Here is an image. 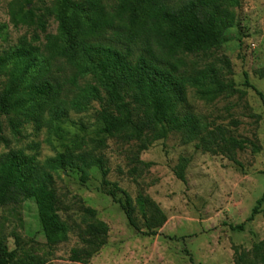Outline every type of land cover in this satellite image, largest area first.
Wrapping results in <instances>:
<instances>
[{"label":"rangeland","instance_id":"obj_1","mask_svg":"<svg viewBox=\"0 0 264 264\" xmlns=\"http://www.w3.org/2000/svg\"><path fill=\"white\" fill-rule=\"evenodd\" d=\"M117 1L104 3L111 7ZM167 2L177 5L179 0ZM53 3L54 0H0V56L22 47L31 51L38 62L46 61L48 74L64 91L70 89L67 80L71 69L48 51V45L58 35ZM28 11L32 23H20ZM231 12L236 23L225 32L218 50L184 58L188 71L215 69L217 80L226 88L224 93L205 102L189 88L180 110L210 129L222 128L226 137L245 141L243 150L206 153L196 149L198 141L184 143L179 134L171 133L137 154V143L99 133L98 103H92L84 113L68 111L67 119L59 124L62 138L47 127L38 129L31 117L9 115L1 119L5 142H0V154L21 150L35 156L39 163L63 152L102 155L109 170L108 189L113 184L119 188L117 200L124 202L122 192L133 201L142 193L167 219L157 236L137 235L120 206L105 193L108 189L102 188L99 170L92 169L84 184L77 173L59 172L55 187L59 216L68 227L67 241L47 246L33 201L1 207L0 247L16 252L10 264H80L69 261L70 253L80 245L79 234L93 222L106 224L109 232L107 244L88 264H234L233 246L250 257L253 245L264 240V203L253 221L247 222L264 193V0H239V6L231 8ZM108 39L106 35L99 41ZM140 49L141 43L137 42L135 56ZM222 59L227 60L230 74L222 68ZM6 81V76L0 77V91ZM43 118H49L47 111ZM11 122L17 125L14 131ZM252 143L257 146L255 152ZM181 158L188 160L185 183L173 173ZM137 159L150 167L144 168ZM84 208L95 210L96 218L85 217ZM136 217L141 226V217ZM241 225L242 231L231 229Z\"/></svg>","mask_w":264,"mask_h":264},{"label":"trees","instance_id":"obj_2","mask_svg":"<svg viewBox=\"0 0 264 264\" xmlns=\"http://www.w3.org/2000/svg\"><path fill=\"white\" fill-rule=\"evenodd\" d=\"M104 1L107 0H54L58 35L48 45V51L52 58L70 67L69 90L63 91L48 74L46 61L38 62V57L23 47L0 56V77H7L0 91V142H5L3 117H31L38 129L47 127L62 138L59 124L67 119L68 111L84 113L92 103H98L99 133L137 143V154L171 133L179 134L184 143L198 141L196 149L206 153L243 150L245 141L226 137L222 128L210 129L180 110L189 88L205 102L224 93L226 88L217 80L215 69L188 71L184 58L205 55L222 46L225 32L236 23L231 8L239 6V0H179L177 5L167 0H118L111 7ZM30 13L24 14L20 23H32ZM106 35L108 41H99ZM137 42L141 49L135 56ZM220 61L225 73L230 74L227 60ZM82 80L85 83L80 85ZM229 87L232 89V85ZM258 96L263 100L261 93ZM45 111L49 114L47 120L43 118ZM10 128L14 131L17 125L11 122ZM251 145L255 152L257 146ZM135 161L144 168L151 165ZM187 164L188 160L181 158L173 170L182 183L186 181ZM94 168L101 174L102 188L108 189L109 170L102 155L93 152L57 153L42 163L21 150L0 154V208L33 201L46 244L55 247L66 242L68 234L67 224L59 216L55 176L74 172L84 184ZM112 187L105 193L120 206L129 227L143 237L157 236L167 219L155 202L142 193L133 201L125 192L122 202L115 196L119 188L116 184ZM263 203L264 193L247 222L260 213ZM83 213L90 220L97 215L89 208H84ZM137 214L142 219L141 226ZM231 229L242 231L243 226ZM108 232L104 223L87 224L69 261L88 264L107 244ZM232 250L234 264H264V240L253 245L250 257L236 246ZM15 257V251L0 247V264H10Z\"/></svg>","mask_w":264,"mask_h":264}]
</instances>
